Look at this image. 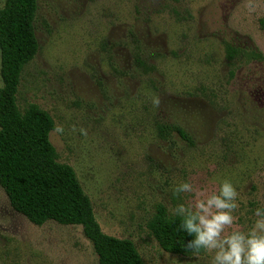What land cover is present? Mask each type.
<instances>
[{
	"label": "rangeland",
	"instance_id": "1",
	"mask_svg": "<svg viewBox=\"0 0 264 264\" xmlns=\"http://www.w3.org/2000/svg\"><path fill=\"white\" fill-rule=\"evenodd\" d=\"M34 30L17 103L53 119L58 160L101 230L130 239L145 264H209L163 250L147 222L224 179L238 204L226 231H246L264 206V0H37ZM182 181L194 191L174 195ZM0 264L97 255L81 226L33 224L0 187Z\"/></svg>",
	"mask_w": 264,
	"mask_h": 264
},
{
	"label": "trees",
	"instance_id": "2",
	"mask_svg": "<svg viewBox=\"0 0 264 264\" xmlns=\"http://www.w3.org/2000/svg\"><path fill=\"white\" fill-rule=\"evenodd\" d=\"M36 12L37 0H4L0 8V187L12 208L33 224L53 220L81 226L97 264H145L130 239L101 230L73 168L58 160L49 137L54 129L51 116L33 103L19 108L22 71L39 48ZM236 52L227 47L228 58ZM178 223L163 205H157L147 228L163 250L186 255L184 244L190 237Z\"/></svg>",
	"mask_w": 264,
	"mask_h": 264
},
{
	"label": "clouds",
	"instance_id": "3",
	"mask_svg": "<svg viewBox=\"0 0 264 264\" xmlns=\"http://www.w3.org/2000/svg\"><path fill=\"white\" fill-rule=\"evenodd\" d=\"M193 191L194 186L187 181L173 188L174 195ZM236 201L233 184L224 179L219 182L218 191L172 208L170 212L178 219V228L190 237L184 244L185 251L192 256L205 254L209 264H264V206L253 210L254 218L246 231H226L234 223Z\"/></svg>",
	"mask_w": 264,
	"mask_h": 264
}]
</instances>
